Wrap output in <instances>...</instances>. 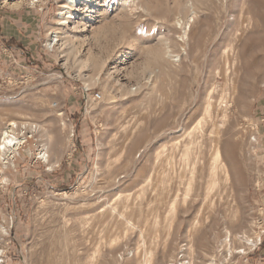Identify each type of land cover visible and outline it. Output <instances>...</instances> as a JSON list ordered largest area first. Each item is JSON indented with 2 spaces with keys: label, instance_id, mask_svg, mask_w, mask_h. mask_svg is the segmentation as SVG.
I'll list each match as a JSON object with an SVG mask.
<instances>
[{
  "label": "rangeland",
  "instance_id": "rangeland-1",
  "mask_svg": "<svg viewBox=\"0 0 264 264\" xmlns=\"http://www.w3.org/2000/svg\"><path fill=\"white\" fill-rule=\"evenodd\" d=\"M66 1L0 0V264H264V0Z\"/></svg>",
  "mask_w": 264,
  "mask_h": 264
},
{
  "label": "bare ground",
  "instance_id": "bare-ground-1",
  "mask_svg": "<svg viewBox=\"0 0 264 264\" xmlns=\"http://www.w3.org/2000/svg\"><path fill=\"white\" fill-rule=\"evenodd\" d=\"M123 3L124 4H128V2H123ZM129 3H131V4L133 3L134 4L135 2L130 1ZM81 4H82V0H67L66 3H64L63 5H61L59 11L56 14L57 17H59L60 19H62V20H60L58 22V25H65L66 23H69V19L72 17L73 11H75V9H77ZM190 9H191V11H193V6L192 5L190 6ZM193 14H194V12H193ZM192 18H193V15L189 19H192ZM190 21L191 20H189L188 22H186V24L188 25V23H190ZM178 23L182 27V24H181L180 20L178 21ZM184 31H186V30H184ZM52 33H53V36L50 39L49 44L50 45L59 44L60 31H53ZM182 40H184V37L183 36H182ZM68 44H70V43H68ZM60 114H62V112H60ZM15 126H16V121H11L10 125L3 131L4 132L3 133L4 134L3 145H4V149H6V152H4V155L7 154V152H11V151L13 152V151H15L16 150V147H18L19 143H21V140H19L18 142L15 141L16 139H19L17 136H11V134H13V133L16 132L15 129H14ZM14 141H15V143H14ZM189 151L190 150H188V149L186 151L188 155H189ZM187 154H186V156H187ZM44 157L46 158L47 156L44 155ZM217 158H218V156H217ZM48 161H49V159H48ZM0 230H1L2 233H6V230L4 228H2ZM146 257L147 258H145L143 264H151V262H152L151 256L149 255V256H146ZM4 261H5V259H3V250L0 249V263H3ZM169 264H174V263L171 262ZM180 264H185V263L184 262H181Z\"/></svg>",
  "mask_w": 264,
  "mask_h": 264
},
{
  "label": "built area",
  "instance_id": "built-area-1",
  "mask_svg": "<svg viewBox=\"0 0 264 264\" xmlns=\"http://www.w3.org/2000/svg\"><path fill=\"white\" fill-rule=\"evenodd\" d=\"M83 97H84V100H85V102H86V105H87V103L89 102V100L92 98V99H94V100H96V99H99L100 97H101V95L100 94H95V95H90L89 94V91L86 93V94H84L83 95ZM62 114H63V112H62ZM25 123V125H27L28 123L27 122H24ZM30 127H32V128H34V126H32V125H29ZM74 133H75V130L73 131V136H74Z\"/></svg>",
  "mask_w": 264,
  "mask_h": 264
},
{
  "label": "crops",
  "instance_id": "crops-1",
  "mask_svg": "<svg viewBox=\"0 0 264 264\" xmlns=\"http://www.w3.org/2000/svg\"><path fill=\"white\" fill-rule=\"evenodd\" d=\"M6 20H8V19H6ZM9 22L12 23V21H7V22H5L6 26L9 24Z\"/></svg>",
  "mask_w": 264,
  "mask_h": 264
}]
</instances>
